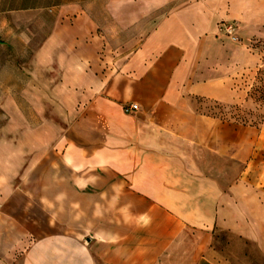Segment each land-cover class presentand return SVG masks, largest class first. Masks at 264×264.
Instances as JSON below:
<instances>
[{
    "label": "crops",
    "instance_id": "1",
    "mask_svg": "<svg viewBox=\"0 0 264 264\" xmlns=\"http://www.w3.org/2000/svg\"><path fill=\"white\" fill-rule=\"evenodd\" d=\"M215 1L127 40L116 19L111 65L78 25L38 50L0 131V264H264V133L195 109L230 103L252 62L221 52L217 23L237 9Z\"/></svg>",
    "mask_w": 264,
    "mask_h": 264
},
{
    "label": "rangeland",
    "instance_id": "2",
    "mask_svg": "<svg viewBox=\"0 0 264 264\" xmlns=\"http://www.w3.org/2000/svg\"><path fill=\"white\" fill-rule=\"evenodd\" d=\"M191 1L0 0V131L8 124L5 112L8 89L19 93L22 86L31 82V73L35 71L32 65L34 58L56 32L61 39L71 42L78 34L74 25L81 26L82 36L86 30L91 40L102 45V55H107L111 65L117 49L110 47L112 36L106 28L115 24L116 19L125 26V32L119 33L127 40L132 38L133 23L135 29L138 24L143 28L158 23L170 12L186 7ZM215 2H227V9L234 5L237 9L235 18H223L217 23L215 37L221 43V52L228 50L237 59L245 56L252 62L246 66L237 64L231 74L234 97L230 103L197 99L194 102L196 112L264 133V0ZM108 8L118 15L107 12L105 9ZM229 26L233 27L232 35L227 33ZM146 35L142 33V36ZM14 97L20 104V95ZM220 165L222 173H226L229 167L234 169L235 177L242 170L241 166L228 161H220ZM262 177L263 180L261 176L254 175V183L259 189L260 199L264 200ZM221 178L224 181L228 176L222 174Z\"/></svg>",
    "mask_w": 264,
    "mask_h": 264
},
{
    "label": "built area",
    "instance_id": "3",
    "mask_svg": "<svg viewBox=\"0 0 264 264\" xmlns=\"http://www.w3.org/2000/svg\"><path fill=\"white\" fill-rule=\"evenodd\" d=\"M227 33H229V34H233V27L232 26H229L228 28H227ZM138 106L137 105H131L130 107H127L126 108V112H135V111H138Z\"/></svg>",
    "mask_w": 264,
    "mask_h": 264
}]
</instances>
